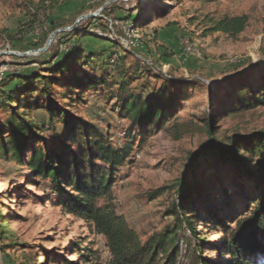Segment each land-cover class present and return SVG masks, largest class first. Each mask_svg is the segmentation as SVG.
<instances>
[{
  "label": "rangeland",
  "instance_id": "374dc122",
  "mask_svg": "<svg viewBox=\"0 0 264 264\" xmlns=\"http://www.w3.org/2000/svg\"><path fill=\"white\" fill-rule=\"evenodd\" d=\"M108 1L0 0V52L35 49L27 45L39 40L40 24L47 14L48 21L62 23L61 27H65L82 14L98 11L97 16L84 18L76 25L106 36L116 44L98 38L84 39L87 47L107 49L102 57H107L110 52L109 67L92 55L86 70L97 75L106 69L109 71L118 54L126 49L131 54L125 58V64L138 58L149 63L151 69L160 67L163 74L169 72L168 75L177 81L199 79L189 87L187 97L182 100L176 122L166 123L160 129L148 128L144 134L140 129L130 127L129 122L113 110L114 100H107V91L90 90L83 96V101L75 103L71 109L91 130H97L114 146L131 140L132 151L127 162L119 168L111 187L112 204L144 242L149 235L160 233L173 224V218L166 216L165 210L174 201V184L186 170L188 152L195 150L208 136L204 126L210 114L215 136L222 141L232 133L264 130V104L221 112L224 107L215 105L211 95L214 86L248 71L260 60L264 61V0H215L210 3L196 0ZM27 6L37 10L40 23L31 30H24L31 17ZM144 8L146 12L142 15ZM240 14L247 15L248 22L235 38L220 31L206 30L210 26L208 18L219 20ZM143 17L148 18L145 23ZM2 30L12 35L19 33L17 38L21 44L12 45L2 35ZM154 32H157L155 37ZM67 40L68 36L61 37V32L58 33L45 51L46 55L39 60H47L57 46L64 49ZM164 51L170 57H165ZM236 65L237 69L228 70ZM37 67V63L28 65L13 55H0V69ZM259 72L260 68H256L249 80L257 79ZM139 82L133 84L139 87ZM228 90L229 86H224L219 92L226 107L229 105ZM32 116L42 122L47 120L41 111L32 112ZM126 129L128 138L124 134ZM62 131L57 125V133ZM45 135L49 142H56V134L51 129L47 128ZM231 170L214 164L209 157L198 161L195 175L189 177L193 188L189 210L198 219L203 213L208 216L210 208L224 207L218 213L225 218H237L244 213L243 192L252 189V182ZM57 200L48 180L32 176L25 164H18L10 155L0 152V223L5 220L7 231L12 233L11 237L0 239V264H107L110 253L105 237L86 218L66 212ZM196 229L200 239L214 243L213 246L205 245L203 256L223 263L227 256L217 247L221 230L207 228L200 222ZM178 234L179 261L186 264L190 246L196 240L185 228ZM78 254H83L84 258ZM258 260L264 264L263 255Z\"/></svg>",
  "mask_w": 264,
  "mask_h": 264
},
{
  "label": "trees",
  "instance_id": "16d2710c",
  "mask_svg": "<svg viewBox=\"0 0 264 264\" xmlns=\"http://www.w3.org/2000/svg\"><path fill=\"white\" fill-rule=\"evenodd\" d=\"M196 1L210 3L215 0ZM27 11L31 17L24 30H31L39 23L38 12L30 6ZM145 12L144 8L142 15ZM48 18L49 14L43 16L42 24L39 23L42 27L39 40L26 44L27 47H41L49 33L62 26V23L48 21ZM147 19L144 18L143 23ZM208 22L210 26L206 30L220 31L235 38L246 27L248 17L240 14L219 20L208 18ZM2 35L12 45L20 43L19 33L12 35L2 30ZM66 36L69 40L65 48L57 46L47 60H39L46 55L45 52L37 56L13 55L28 65L37 63L38 67L11 69L0 79V152L10 155L18 164H25L32 176L48 180L58 204L66 212L86 218L93 224L106 239L110 253L107 264H181L178 231L184 228L196 240L190 246L192 249L186 264H261L258 258L264 256V130L232 133L222 141L215 136L210 114L204 126L208 136L195 150L188 152L186 170L180 173L174 184V201L165 210V215L173 218V224L141 242L139 235L112 204L111 187L119 168L127 162L132 151L131 140L114 146L97 130H91L71 109L75 103L83 101L86 92L107 91V100H114L113 110L125 118L130 127L140 129L144 134L148 128L160 129L166 123L174 124L189 87L199 79L177 81L168 75L169 72L166 75L160 67L151 69L149 63L138 58L125 64V58L131 54L126 49L118 54L109 71L106 69L97 75L86 70L92 55L109 67L107 58L110 52L107 57H102L107 49L87 47L84 41L98 38L111 45L116 42L77 25L61 32V37ZM155 36L157 32H154ZM163 53L170 57L168 52ZM254 66L212 88L214 104L224 107L221 112L264 104V61L260 60ZM237 68L238 65L231 66L228 70ZM256 68H260V72L256 74L257 79L251 81L249 77ZM139 80V87L133 84ZM224 86H229L227 107L219 94ZM34 111L45 113L46 122L34 118ZM57 125L63 129L60 134ZM47 128L56 134L54 144L46 140ZM124 134L128 138V129ZM206 157L213 159L216 165L232 168L231 171L252 182V189L243 192L245 210L239 217H221L218 212L224 207L210 208L208 216L203 213L199 219L189 210L193 191L189 177L195 175L198 161ZM4 221L0 223V239L12 236ZM198 222L206 224L207 228L221 230L217 247L227 256L223 263L203 256L205 245L213 246L214 243L197 236ZM78 257L84 258V255L78 254Z\"/></svg>",
  "mask_w": 264,
  "mask_h": 264
},
{
  "label": "water",
  "instance_id": "95a60500",
  "mask_svg": "<svg viewBox=\"0 0 264 264\" xmlns=\"http://www.w3.org/2000/svg\"><path fill=\"white\" fill-rule=\"evenodd\" d=\"M111 1H114V0H109L108 2H111ZM97 15H98V11L97 12H93V13L82 14V15L78 16L76 18L75 22L73 24H71L70 26L59 27V28L53 30L48 35L45 43L41 47H38V48H35V49H28L26 51L6 50V51H1L0 55H16V56H19V57H25V56H28V55H32V56L40 55V54L44 53L50 47L54 37L58 33L62 32V31H65V30L72 29L76 25V23H78L80 20H82L84 18L95 17Z\"/></svg>",
  "mask_w": 264,
  "mask_h": 264
},
{
  "label": "built area",
  "instance_id": "2783aa9c",
  "mask_svg": "<svg viewBox=\"0 0 264 264\" xmlns=\"http://www.w3.org/2000/svg\"><path fill=\"white\" fill-rule=\"evenodd\" d=\"M6 71H8V70H6L5 68L0 69V79L2 78V76L4 75V73H5Z\"/></svg>",
  "mask_w": 264,
  "mask_h": 264
}]
</instances>
